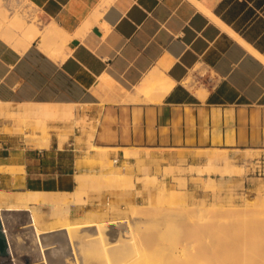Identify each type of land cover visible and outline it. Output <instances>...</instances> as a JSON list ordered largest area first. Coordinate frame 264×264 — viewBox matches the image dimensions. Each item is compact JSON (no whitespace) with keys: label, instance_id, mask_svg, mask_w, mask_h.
I'll return each mask as SVG.
<instances>
[{"label":"crops","instance_id":"obj_1","mask_svg":"<svg viewBox=\"0 0 264 264\" xmlns=\"http://www.w3.org/2000/svg\"><path fill=\"white\" fill-rule=\"evenodd\" d=\"M28 1L40 28L54 22L67 33L64 55L50 57L35 40L21 53L0 39V100L89 105L94 143L120 165L145 159L153 171L203 168L218 152L235 171L204 179L237 190L264 183V62L222 25L264 57V0ZM152 71L173 81L160 99L137 91ZM112 81L123 90L106 95ZM85 147L73 137L53 147L72 153L69 169L50 164L52 147H0V165L21 167L1 171L0 187L73 191L78 171L91 170L79 167Z\"/></svg>","mask_w":264,"mask_h":264},{"label":"rangeland","instance_id":"obj_2","mask_svg":"<svg viewBox=\"0 0 264 264\" xmlns=\"http://www.w3.org/2000/svg\"><path fill=\"white\" fill-rule=\"evenodd\" d=\"M0 6L11 14L15 12L14 8H21L19 9L21 11L24 6L29 14L27 20H33L38 26L43 25L37 10L28 0H0ZM35 41H39V38ZM120 88L115 81H112L103 87V91L107 95ZM106 95L101 97V105L108 99ZM20 106L19 103H9L8 107L16 110L15 108L19 109ZM73 109L76 112L74 118L63 117L64 120L62 117L61 119L60 117L47 118V122L39 121L33 113L26 115L15 112L0 113V147L12 146L14 149L18 147L29 151L40 149L29 143L27 136L34 133L41 134L48 130L51 135L49 147H52L47 156L48 161L51 165L69 169L73 158L72 153L57 152L53 149L61 133L60 135L65 137L64 141L73 137L79 143L86 144L84 158L79 162L80 168L82 166L91 170L101 168L99 172H104V174L96 175L89 185L83 187L84 191L81 192L85 201L73 207L69 217L71 224L92 218L102 223L104 235L111 241L118 238L120 233L124 239H129L133 235L137 239H143L146 235H151L154 238L152 245L146 246L145 249L141 248L143 253L150 255L156 252H167L174 246L182 248L191 242L195 243L197 239L200 240L206 234L208 224H211L209 222L214 220L264 218V213H262L264 183L255 188H242L241 190L232 187L225 188L216 180V177L215 179L202 177V173H223L214 166L203 167L202 172H198L193 166H167L153 171L151 168L153 161L145 159H137L134 164L125 161L120 165L117 163V158L110 157L109 148L104 149L106 152L101 157L97 152L98 149L93 146L97 127L94 119L89 116V105L75 104ZM42 123L47 124L44 131L42 129L46 126L42 127ZM147 157H149L148 151ZM135 167L137 173L133 171ZM241 169L242 172L248 171V169ZM3 170L5 169L2 168L0 172ZM79 172L86 171L80 170ZM188 179L191 181L189 184ZM130 181L134 185H131ZM4 192L13 193L6 192V190ZM257 204L261 205L257 207ZM3 214L6 227L0 218V264H43V254L31 227L27 226L28 212L4 211ZM43 216L40 219L42 226L52 223L48 216ZM113 219L115 223H108ZM5 228L7 232L3 231ZM73 228L71 233L76 240L84 239L86 234H95L92 227ZM6 236L12 246V252L9 251ZM42 238L44 244L50 246L46 249L48 264H98L99 261L105 259L104 256L95 254L90 247H86L89 240H84L78 245L76 263L72 249L68 245L65 230L44 233ZM247 239L246 243L255 242L253 244L256 245V238L251 236ZM199 240L195 244H199Z\"/></svg>","mask_w":264,"mask_h":264},{"label":"bare ground","instance_id":"obj_3","mask_svg":"<svg viewBox=\"0 0 264 264\" xmlns=\"http://www.w3.org/2000/svg\"><path fill=\"white\" fill-rule=\"evenodd\" d=\"M19 9L21 8H14L15 12L11 14V12H8L7 9L1 8L0 6V39L10 45L16 51L22 53L36 38H39V48L47 53L50 57L58 58L61 55H64L63 46L65 41L68 39L67 33H65L54 22L50 23L48 26L40 28L33 20H27V16L29 14L26 12V8L24 6L21 11H19ZM208 12L211 14L210 11ZM216 20L219 21L217 18ZM222 25L264 62V57L262 55L257 53L248 44H246L230 27L223 23ZM153 71H155V69ZM153 71L152 73L149 72L150 74H147V77H144L145 79L143 82H141V85H137V91L148 94V96L153 95L154 98L160 99L172 87L173 81L168 78L167 75ZM188 81H190V79H188ZM190 87H192V85ZM199 93L202 97L205 95V92L199 91ZM134 96L138 97L136 99H139L140 95ZM8 106V101L0 100V113L15 112L16 114L19 113L21 115L33 113L36 118L39 119V121L45 120L44 122H47V118H74L76 113L73 109V106H75L73 103L43 102L21 104L19 109L15 108L16 110H11ZM64 118L62 120H64ZM57 120L58 119H56V121ZM44 125L45 124L43 123L41 124L42 127H44ZM44 128L45 129H42L43 131L46 130L47 126ZM60 134L58 136V144L61 146L65 140V137ZM27 141L37 148H48L51 144V135L48 130H46L41 134L34 133L28 135ZM93 146L98 149V154L103 157L106 152V150H104L105 148L97 144H93ZM126 154L132 155L134 153L126 151ZM208 160V167H215L219 160H223L225 162V166L224 169H220L222 172L232 173L235 171V169H233L228 164L229 160L227 157L225 155L219 154L218 152L210 153ZM2 168L11 172H16L17 170L21 169V167L16 166L6 167L0 165V170ZM193 168L198 172L203 171V168L201 167L193 166ZM90 171L91 170H89V172H79L76 174L75 177L77 185L76 188L70 192L27 189L25 191L19 190L18 192L12 191V194H8L0 188V218L2 219L4 227H6L3 214L4 211L28 212L27 226L31 227L36 242L43 254V264H48L46 249H48L50 246L44 244L42 235L44 233L58 230L66 231L68 245L72 249V254L74 255L76 263L78 245L81 241L89 240L87 242L88 244H86V247H90L92 251L94 250L93 252H95V254L101 255L102 257L104 256L105 258L104 260L99 261L98 264H264V218L252 220H214L209 222L211 224H208L209 226L207 227L208 229L206 234H204L200 240L197 239V241L199 240V244L197 243L198 245L195 244L197 242L195 239V243L191 242V244L189 243L187 246L184 245L182 248L174 246L167 252H156L150 255L143 253L142 249H145L146 246L152 245L154 238L151 235H146L145 238H140L141 240L137 239L134 235L129 239H124L119 232L120 236L111 241L108 239V237H106V235H104L102 223L95 221L92 218H88L87 220L83 221L80 220L81 222L71 224L69 217L72 213L73 207L79 206L83 203V201H85L83 200L85 197L82 198L81 192L82 190L84 191L83 187L85 185H89L96 175L104 174L103 171L98 173ZM237 171L240 172L239 170ZM117 174L121 175L123 173ZM221 178H223V175ZM222 180L223 179H219L218 182L223 184L225 181L222 182ZM131 185H134V183ZM258 205L261 204H257V207ZM260 207L262 208L263 205ZM258 209L254 210L256 211ZM262 210V213H264V207ZM43 215L48 216L52 220V223L49 225L44 223L46 226H42L40 219ZM108 223H115V220H110ZM73 227H92L94 228L95 234H86L84 239L81 238L76 240L73 233H71L75 229ZM3 231L7 232L8 230L5 228ZM123 234L125 235V233ZM251 236H253L254 239H257L256 245L253 244L255 242L252 244L250 243L251 246L248 244V242H245V240ZM6 237L10 245H8L9 251L12 252V246L8 236ZM249 241H251V239Z\"/></svg>","mask_w":264,"mask_h":264}]
</instances>
